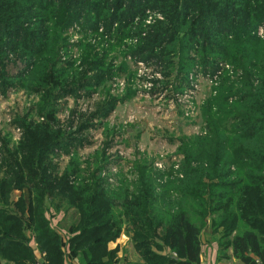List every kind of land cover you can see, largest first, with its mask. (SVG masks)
Segmentation results:
<instances>
[{"label":"rangeland","instance_id":"374dc122","mask_svg":"<svg viewBox=\"0 0 264 264\" xmlns=\"http://www.w3.org/2000/svg\"><path fill=\"white\" fill-rule=\"evenodd\" d=\"M70 12L77 14L75 10ZM159 12L146 9L126 29H120L118 22L109 27L104 19L92 28V15L63 16L59 6L43 13V17L37 13L45 30L46 53L32 59L28 53L19 52L0 62V178L5 177L4 160L23 139L21 125L47 123L64 137L81 142L77 150L70 146L67 156L59 150V157L53 160L59 175L75 171L74 186L100 181L116 207L147 188L156 213L182 204L208 241L209 219L199 212L195 194L206 187L205 198L208 193L219 195L225 181L235 182L242 170L228 165L222 170L226 180L210 190V181L202 173L208 171L201 161L198 139L211 138V132L217 131L221 139H226L225 150L230 154L229 146L238 137L230 118L241 111L236 100L247 85L244 72H248L253 87L263 80L264 17L250 32L260 43L239 37L247 44H237L229 36L230 42L217 45L224 53L220 55L204 50L201 43L190 42L189 37H181V42L175 38L168 46L157 44L150 50L145 38L164 21ZM35 20V25L28 28L39 27L41 22ZM146 48L149 51L145 52ZM29 62L33 64L27 67ZM51 63L59 72H52L58 84L53 99L44 84L45 75L37 74L38 65L39 72L46 74L44 66ZM99 74L103 78L97 80ZM21 75L22 79H17ZM90 79L96 84L93 89L84 83ZM61 87L70 91L59 97ZM207 120H216L218 127L211 129ZM14 157L20 160L21 156ZM232 194L235 199L236 193ZM21 195L27 198L25 189H14L9 199L16 202ZM46 217L53 228L62 229L71 223L73 211L58 215L50 209ZM218 218L216 214L212 220ZM121 222L124 244L120 258L136 261L127 226L123 219ZM244 229L240 222L236 232Z\"/></svg>","mask_w":264,"mask_h":264},{"label":"trees","instance_id":"16d2710c","mask_svg":"<svg viewBox=\"0 0 264 264\" xmlns=\"http://www.w3.org/2000/svg\"><path fill=\"white\" fill-rule=\"evenodd\" d=\"M56 6L63 16L75 15L71 10L77 12L75 16L92 15V28L104 19L109 27L118 22L120 29H126L146 9L160 11L164 21L156 24L151 37L145 38L150 50L157 44L168 46L175 38L180 41L181 37H189L190 42L201 43L204 50L220 55L224 53L217 45L230 42L229 36L237 44H247L239 40L241 37L260 43L250 32L264 17V0H0V62L19 52L28 53L32 59L46 53L45 30L37 13L43 17ZM102 12L106 15L102 16ZM35 19L41 24L32 30L28 26L35 25ZM186 28L188 31H184ZM30 63L27 67L33 64ZM51 65L44 66L46 74L39 72L41 64L38 65L37 74L45 75V82L40 83L50 88L49 97L53 99L58 84L52 72H59L55 64ZM244 74L247 85L236 100L241 111L230 118L238 136L229 146L230 154L225 150L226 139H221L215 128L211 138L198 139L201 161L211 171L202 172L210 181V190L226 180L222 170L228 165L240 166L242 174L235 182L225 181L219 195L208 193L205 198V187L197 190L200 192H196L194 200L204 219H209L210 233L216 236L218 261L229 259L231 250L232 257L242 264H264V74L256 87L251 85L248 72ZM20 78L22 75L17 79ZM102 78L99 74L97 80ZM92 80L84 83L93 89L96 84ZM69 89L59 88V97ZM48 114L53 115L50 111ZM207 123L211 129L218 127L216 120ZM21 126L23 139L2 164L5 177L0 178V264H34L32 239L47 264H65L66 255L76 259L77 264L201 263V229L190 220L182 204L156 213L150 191L143 188L141 194L126 198L116 207L103 192L100 181L74 186L75 171L59 175L54 158L59 157V150L66 156L70 154V146L76 149L80 140L64 137L47 123ZM18 154L20 160L14 157ZM14 189H25L27 198L21 195L16 202L10 201ZM232 193H236L235 199ZM50 209L64 214L73 211L71 223L64 228L65 243L50 227L46 217ZM216 214L218 220H212ZM121 219L127 226L136 261L121 260L118 248L107 247L121 235ZM240 222L245 229L237 233ZM163 250L168 252L163 254Z\"/></svg>","mask_w":264,"mask_h":264},{"label":"crops","instance_id":"0c3cea01","mask_svg":"<svg viewBox=\"0 0 264 264\" xmlns=\"http://www.w3.org/2000/svg\"><path fill=\"white\" fill-rule=\"evenodd\" d=\"M58 215H59V213H58ZM48 221H49V219H48ZM58 226H59V224H58ZM50 227L52 229H54L61 236L62 242L65 243V240L67 238V234H66L65 229L64 228H62V229L60 228L59 229L58 227H56V229H55V228H53L51 226V224H50ZM27 234H30V233L28 232ZM123 234L124 233L122 231V233L119 236V238L115 242L109 243L108 246H107L109 250L118 248V256L119 257H121V251H122L121 244L122 243L124 244V240L122 238ZM129 240H130V237H129ZM201 240H202V246H201V263L200 264H227L228 262H233V264L234 263L242 264L238 260H236V259H234L232 257L231 250L228 251V254L230 256L229 259L220 260V261L217 260L218 247H217V241H216L217 239H216L215 235L211 234L210 235V239L208 241L205 239V237L201 236ZM34 245H36V244H35L34 240L32 239L31 240V248L33 249L35 260H36L38 255H39V253H41V252L37 249V246H34ZM65 258H66L65 264H77L76 259L72 258L71 256L66 255ZM203 260L205 261V263H203Z\"/></svg>","mask_w":264,"mask_h":264},{"label":"built area","instance_id":"2783aa9c","mask_svg":"<svg viewBox=\"0 0 264 264\" xmlns=\"http://www.w3.org/2000/svg\"><path fill=\"white\" fill-rule=\"evenodd\" d=\"M42 253H39L37 259L35 260V263L34 264H47L44 260L41 259V257H43V254L41 255Z\"/></svg>","mask_w":264,"mask_h":264}]
</instances>
